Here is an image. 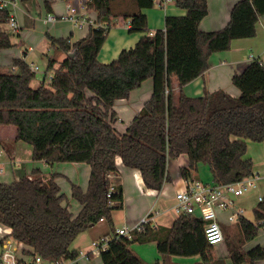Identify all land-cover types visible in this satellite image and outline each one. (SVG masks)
<instances>
[{
	"label": "trees",
	"instance_id": "trees-1",
	"mask_svg": "<svg viewBox=\"0 0 264 264\" xmlns=\"http://www.w3.org/2000/svg\"><path fill=\"white\" fill-rule=\"evenodd\" d=\"M122 1L121 10L112 0H87L86 7L96 12L100 27L91 26L87 36L73 44L46 35L50 46L65 55L57 68L55 60H48L47 83L44 76L38 87H30L34 74L20 59L12 61L17 72L0 71V127L14 128L15 141L30 146L33 161L49 167L84 164L90 168L85 191L71 185V200L79 206L76 214L70 211L54 174L45 176L34 169L30 176L0 183V226L10 231L4 239L19 243L25 257L36 254L47 260L73 261L77 252L69 250L71 243L100 221L108 226V235L114 234L112 213L123 206L122 186L110 180L117 172L116 158L124 169L140 173L146 189L158 193L171 182L167 161L180 155L188 160L179 169L186 181L197 180L198 165L205 166L217 184L253 175L252 162L245 157L246 141H264V89L246 100L223 91L189 98L181 89L206 71L211 54L227 51L233 40L255 36L264 0H239L228 24L210 33L198 30L208 12L206 0H174L185 15L166 16L163 28L152 35L142 10L154 3ZM116 17L129 20V33L143 36L133 48L101 64L97 55ZM7 19V12L0 11V51L14 46L13 34L3 28ZM147 80L150 100L118 133L114 103L127 99ZM252 213L253 222L242 217L234 223L241 235L228 241L232 264L264 260L259 245L242 250L264 226V200ZM133 243H154L159 256L184 258L202 256L212 248L204 239L203 222L180 216L169 228L147 224L130 240L113 238L99 257L101 264H146L131 252Z\"/></svg>",
	"mask_w": 264,
	"mask_h": 264
},
{
	"label": "crops",
	"instance_id": "crops-1",
	"mask_svg": "<svg viewBox=\"0 0 264 264\" xmlns=\"http://www.w3.org/2000/svg\"><path fill=\"white\" fill-rule=\"evenodd\" d=\"M238 1L239 0H206L208 12L207 15L200 21L198 30L202 33L217 32L222 30L228 24L231 10ZM69 2L78 9L80 14L88 16L90 19L96 21L97 14L96 12L87 9V0H69ZM120 2L123 3L122 0H112V3L117 5L118 9L122 10L124 6L119 4ZM40 3L43 7L42 10H44L46 14L50 13L58 16L65 13V4L62 0H20V6H16L13 11V15L18 23V30L16 33H12L10 30L7 32L12 33L14 37H19L23 40V38L27 36L24 29H30L33 27L34 15L40 14L41 12ZM142 13L146 16L148 34L162 29L164 18L166 16L182 17L185 15V11L177 8L175 4H169L165 7L154 4L151 9L142 10ZM42 19L43 17L40 21L43 25H52L45 24ZM52 26L53 27L50 29V33L46 32L45 35H48L50 38L55 40L69 39L70 44L85 38L91 27L86 24L80 27H73L71 24L63 22H56ZM128 29L129 20L125 21L122 17H116L111 20L104 43L97 55V61L99 63L108 64L115 60L122 50L133 48L139 38L143 36V33H129ZM263 42L264 15L260 16L258 19L256 34L254 37L233 40L227 51L211 54L207 61L208 67L206 71L195 80L184 85L181 89L182 93L189 98H197L202 96L205 92L213 93L216 91H223L234 98L241 96L243 100H246L247 98L249 99L252 94L258 93L261 89H264ZM27 48H30L31 50L25 52V48L23 52H19L22 55L21 58L15 56L11 59L10 63L0 65V71L5 72V69L9 71L13 67L12 61L14 59H20L26 64L25 59L27 53L33 51L32 47ZM53 49L58 53H61L56 48ZM3 51H0V56L3 54L1 53ZM61 55L63 58L55 60L56 64L54 65V68H57V63L61 62L65 58L63 53H61ZM251 56H253V59L250 58ZM30 65H32V63ZM30 65L27 66L29 67ZM14 68L15 69L13 71L15 73L17 72V68ZM33 74L34 79L31 80L30 85L33 83L37 84L36 87H38L43 80L44 75L41 78L35 79V73ZM150 98L151 82L147 80L143 82L139 88L133 90L127 99L117 100L114 103L113 110L118 117V121L114 124V126L118 133L122 134L125 131L127 125L133 117L138 114ZM20 143L21 142L15 141L13 127H0V178L4 179L0 180V183L10 184L19 180L23 176H30L31 172L36 169L35 167L33 170L31 169L30 171H25L22 167L24 160L19 158V153L23 149ZM26 155L31 158V149L28 150ZM245 157L250 159L252 162L253 174L260 176L257 183L260 180H264V176L260 174L264 170V141L261 143H254L247 140ZM177 159L180 161V164L178 165L179 169L187 165L188 160L186 155H180ZM33 163L34 165H40L42 168L48 167L43 161H35ZM115 163L117 166V172L114 175H111L110 180L114 184H120L123 192L122 210L118 211V213H122L119 219L121 224L116 229L134 225L154 203H156L158 208L167 210L164 215L156 219L155 222L157 226L165 228L171 227L177 217H175V215H173L169 210L173 204V194L181 186L179 184V180L181 179L180 173L178 177L175 176L171 178L169 176L171 182L169 184H165L162 191L158 193L144 187L138 171L124 169L119 158H116ZM6 166L11 168V181L10 176L5 175ZM54 168V170H51L47 174H45L46 172H43L45 176H48L49 174L56 175L55 182L59 186L60 191L62 189L64 179L70 183V187L67 189L70 195L71 185H77L83 191L86 190L90 172L89 166L84 164H61ZM61 168L62 170H60ZM210 179V173L207 171V168L205 166L198 165L197 180L212 182ZM252 194L247 195L244 198L250 197ZM256 196L257 195L254 196V199ZM262 198L264 200V196ZM241 200H239L238 203L246 208L247 206H244L243 201ZM254 203H256V201ZM63 204H65V201L62 205ZM69 208L74 214H76L79 210V206L76 203L72 205V208L74 209L70 206ZM116 215L117 212L112 213V225L114 224V218L117 221ZM97 224L106 225L103 221H100ZM92 228L93 227H90L80 233L71 243L69 250L76 252L78 250H87L91 241L108 235L107 232L104 234H98V238H93L94 234L89 233ZM116 229H114V231ZM221 229L223 233V241L208 250V253H205L202 256L187 258L157 255L152 264H232L228 252V241L230 242L232 239H235L234 237H240L241 230L236 225L227 224L225 221L221 222ZM261 231L260 235L256 233L252 240L243 244L242 250L244 252H247L256 245H259L264 249V238H261V236H264V230L261 229ZM9 232L10 231L8 229L0 226V243L9 235ZM153 245L154 243L140 245L136 247L135 251H137V253L132 250L131 252L141 258L146 264H151L149 260L143 259L144 256L141 254V251L148 250L152 252ZM69 264H101V262L100 259L97 258L90 262L75 260ZM256 264H264V260L257 261Z\"/></svg>",
	"mask_w": 264,
	"mask_h": 264
},
{
	"label": "built area",
	"instance_id": "built-area-1",
	"mask_svg": "<svg viewBox=\"0 0 264 264\" xmlns=\"http://www.w3.org/2000/svg\"><path fill=\"white\" fill-rule=\"evenodd\" d=\"M65 4V13L62 15H53L47 13L43 17L45 24H54L56 22L69 23L73 27H80L84 24L93 27H100L96 21L88 16H83L78 12V9L72 5L69 0H62ZM154 4L165 7L169 4H174V0H151ZM18 2L16 0H0V11H5L8 14L7 27L12 33L18 30V23L13 15ZM153 33H149L152 35ZM31 50L26 48L25 52ZM264 50V42H263ZM24 52V53H25ZM73 50L68 54H72ZM253 59V56L250 57ZM30 72L38 71L36 66L30 65ZM12 67L9 71L14 72ZM111 177V176H110ZM259 175L253 174L250 177L235 183L217 184L213 182H203L201 180L186 181L179 180L181 185L173 194V204L169 211L175 217L180 216H195L203 222V236L208 246L214 247L223 241V233L221 222L234 224L239 218L244 217L246 208L241 206L238 201L257 190V180ZM112 188L106 194L109 198ZM256 205L263 201L261 195L255 198ZM167 210L160 209L156 203L152 204L146 213L132 226L116 229L114 234L105 235L97 240L91 241L87 250H78L76 261L90 262L100 257L102 252H105L109 243L115 237H124L128 240L132 239L134 234L141 233L147 224L157 226L156 219ZM262 222H260V225ZM264 230V226L261 228ZM21 245L11 238H6L0 245V264H69L72 261H59L43 259L39 255L25 257L21 255ZM73 260V261H75Z\"/></svg>",
	"mask_w": 264,
	"mask_h": 264
},
{
	"label": "rangeland",
	"instance_id": "rangeland-1",
	"mask_svg": "<svg viewBox=\"0 0 264 264\" xmlns=\"http://www.w3.org/2000/svg\"><path fill=\"white\" fill-rule=\"evenodd\" d=\"M18 4L20 6V0H17ZM41 7H40V14H35L34 15V23H33V27H31L30 29H24V31L26 32V37L23 38V40H21V38L19 37H14L12 38V43H13V47L10 49H7L1 53L0 56V65H4V64H8L10 63L11 59L14 58L15 56L21 58V54L19 52H23L25 48L27 47H32L33 51L30 53H27L26 55V59L25 62L27 65H30L32 63V66H36L38 71L35 72V79L37 78H41L43 77V75L45 76V83H47V81L50 79L51 77V71L50 70H46V66L48 63L49 59H60L63 58L61 53H58L57 51H55L53 48H51L48 44V40L46 38L45 33L49 32L50 33V29L53 27L52 25H43L40 21V19L42 17L45 16L46 12L42 7V4L40 3ZM6 31H9V28L7 27V25H5L3 27ZM24 44V45H23ZM6 73H10V71H7L6 69L4 70ZM36 82V81H35ZM37 84H31L30 87L32 88H36ZM21 147L24 149H22L19 153V158L24 160L22 167L25 169V171H30L31 169L33 170L35 167L36 169H39L40 171H44L46 172L45 174L49 173L51 170H54V167H57V165H61V164H56L53 165L51 167H46V168H42L40 165H34L33 161L31 158H29L26 154L28 153V150H30V146L21 142L20 143ZM180 161L178 159H170L167 161V171L168 174L171 178L175 177V176H179V165ZM11 168L6 166L5 167V175H9L10 176V181L12 180L11 177ZM62 170V168L60 169ZM43 172V173H44ZM261 175L264 176V170L262 173H260ZM0 180H4L3 178H0ZM9 181V182H10ZM64 181V185L62 184V193L65 195V201L69 203V206L72 208V205L75 204V202L73 200H71L70 194L68 193V188L70 187V183L67 180H63ZM255 195H261L262 197L264 196V180H260L257 183V190L255 193H253L250 197L247 198H241L240 200L243 201V205L247 206L246 207V213L244 215V218L246 220H248L249 222H253L254 218H253V209L255 208L256 203L254 196ZM249 206V207H248ZM74 209V208H72ZM117 212L116 218L117 221L115 220V218L113 219V229H116L119 227V225L121 224V221L119 220L122 213H118ZM108 227L106 225H94L93 228L89 231V233L94 234L93 238H98V234H104L107 233ZM261 229H259L257 231V234L260 235L261 233ZM261 238H264V236H261ZM146 244H137V243H133L129 245L130 250H132L133 252H136V247L140 246V245H147ZM141 254L144 256L143 259L149 260V262L152 264L154 259H156L157 257V252L155 250V245H153V250L152 252L148 251V250H144L141 251Z\"/></svg>",
	"mask_w": 264,
	"mask_h": 264
}]
</instances>
